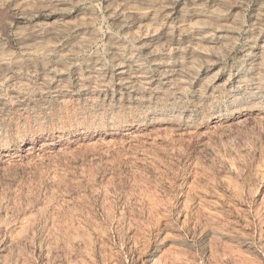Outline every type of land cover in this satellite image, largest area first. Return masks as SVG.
Masks as SVG:
<instances>
[{
  "label": "rangeland",
  "instance_id": "obj_1",
  "mask_svg": "<svg viewBox=\"0 0 264 264\" xmlns=\"http://www.w3.org/2000/svg\"><path fill=\"white\" fill-rule=\"evenodd\" d=\"M0 264H264V0H0Z\"/></svg>",
  "mask_w": 264,
  "mask_h": 264
},
{
  "label": "bare ground",
  "instance_id": "obj_2",
  "mask_svg": "<svg viewBox=\"0 0 264 264\" xmlns=\"http://www.w3.org/2000/svg\"><path fill=\"white\" fill-rule=\"evenodd\" d=\"M116 74L120 77V76H122V75H126L125 77H124V81H123V83L124 84H128V83H130L131 82V80L133 79V75H127L126 73H125V68H124V66H119L118 68H117V71H116Z\"/></svg>",
  "mask_w": 264,
  "mask_h": 264
}]
</instances>
